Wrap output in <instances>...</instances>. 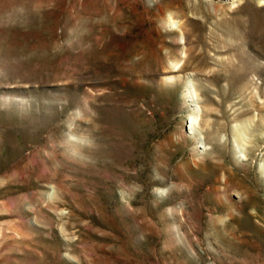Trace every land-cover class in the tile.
Returning a JSON list of instances; mask_svg holds the SVG:
<instances>
[{
	"label": "rangeland",
	"instance_id": "rangeland-1",
	"mask_svg": "<svg viewBox=\"0 0 264 264\" xmlns=\"http://www.w3.org/2000/svg\"><path fill=\"white\" fill-rule=\"evenodd\" d=\"M0 264H264V0H0Z\"/></svg>",
	"mask_w": 264,
	"mask_h": 264
},
{
	"label": "bare ground",
	"instance_id": "bare-ground-1",
	"mask_svg": "<svg viewBox=\"0 0 264 264\" xmlns=\"http://www.w3.org/2000/svg\"><path fill=\"white\" fill-rule=\"evenodd\" d=\"M192 122L190 123V127H189V130H191V131H193V129H192Z\"/></svg>",
	"mask_w": 264,
	"mask_h": 264
}]
</instances>
